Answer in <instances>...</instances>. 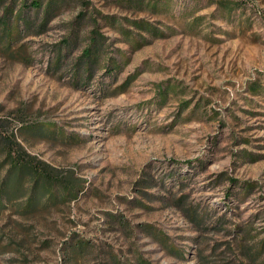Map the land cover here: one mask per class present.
<instances>
[{"label": "rangeland", "instance_id": "1", "mask_svg": "<svg viewBox=\"0 0 264 264\" xmlns=\"http://www.w3.org/2000/svg\"><path fill=\"white\" fill-rule=\"evenodd\" d=\"M33 1L0 0L1 137L83 189L5 203L0 264H264V0Z\"/></svg>", "mask_w": 264, "mask_h": 264}, {"label": "trees", "instance_id": "2", "mask_svg": "<svg viewBox=\"0 0 264 264\" xmlns=\"http://www.w3.org/2000/svg\"><path fill=\"white\" fill-rule=\"evenodd\" d=\"M33 5L38 7V1ZM50 127L22 123L20 130L45 136ZM10 135L1 137L0 132V209L10 203L17 207V214L28 215L77 199L83 189L81 180L27 153L15 135Z\"/></svg>", "mask_w": 264, "mask_h": 264}]
</instances>
